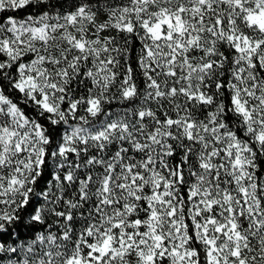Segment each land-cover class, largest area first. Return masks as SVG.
<instances>
[{
  "label": "snow or ice",
  "instance_id": "6c2138e0",
  "mask_svg": "<svg viewBox=\"0 0 264 264\" xmlns=\"http://www.w3.org/2000/svg\"><path fill=\"white\" fill-rule=\"evenodd\" d=\"M0 264H264V0H0Z\"/></svg>",
  "mask_w": 264,
  "mask_h": 264
}]
</instances>
